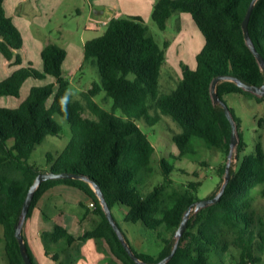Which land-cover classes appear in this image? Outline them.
Returning <instances> with one entry per match:
<instances>
[{
    "label": "trees",
    "instance_id": "trees-1",
    "mask_svg": "<svg viewBox=\"0 0 264 264\" xmlns=\"http://www.w3.org/2000/svg\"><path fill=\"white\" fill-rule=\"evenodd\" d=\"M4 2L0 0V52L7 63L18 65L8 77L0 79V224L4 227L7 261L26 264L16 229L29 189L43 171L88 176L101 186L112 210L116 205L127 208L125 220H140L158 231L165 229L164 234L158 232L164 243L159 255L139 252L131 244L143 260L165 258L172 251L175 232L189 205L200 200L201 183L197 180L177 183L172 176L175 165L165 157L160 161L164 180L145 193L139 182L144 179V170L153 169L155 146L137 123L138 119L153 125L163 116H170L180 127L173 132L180 157L197 154L198 140L208 148L219 149L224 157L217 166L220 182L209 197L219 191L226 175L232 122L221 103H215L212 82L219 74H230L248 83L264 84V69L243 30L252 0H157L152 15L161 28H166L174 12L188 11L206 40L197 55L196 67L185 65L179 83L166 93L160 90V78L167 44L161 45L150 33L141 15L114 16L104 33L84 43V58L94 60L102 82H94L81 99L74 98L71 80L65 75L63 64L68 52L64 46L57 43L43 46L42 71L32 61L23 64L20 50L25 48V39L7 14ZM249 31L264 56V0H258L253 8ZM47 75L53 76L54 81L33 85L17 106L6 105L9 97L22 95L25 80ZM102 89L113 98L112 109L95 99ZM235 92L264 101V96L245 90L236 81L225 80L218 85V93L227 103L226 95ZM229 107L240 136L238 159L230 168L231 179L220 201L191 214L177 252L166 264H264V214L255 204L256 188H260L264 197V114L258 117L262 132L254 150L245 153L249 143L242 131L243 120ZM87 111L93 116H86ZM57 114L70 123L72 137L61 152L50 154L49 167L44 168L29 158L48 135L62 133L63 125ZM59 183L77 187L90 197L94 205L90 203L84 216L91 218L93 225L79 235L62 222L55 223L52 230L42 231L46 255L57 261L68 259L74 244L81 252L79 240L98 238L117 258V264H139L108 220L95 188L82 178L43 180L32 199L25 226L40 198ZM81 205L86 207L82 201ZM90 208L97 216L90 215ZM24 238L37 264L25 229Z\"/></svg>",
    "mask_w": 264,
    "mask_h": 264
},
{
    "label": "rangeland",
    "instance_id": "rangeland-1",
    "mask_svg": "<svg viewBox=\"0 0 264 264\" xmlns=\"http://www.w3.org/2000/svg\"><path fill=\"white\" fill-rule=\"evenodd\" d=\"M23 9L21 17L16 19L14 25L21 31L26 39L28 51H22L24 64L33 62V66L42 71L41 53L36 49L35 41L38 39H52L55 43L66 47L68 57L64 61L65 75L71 80L70 90L74 98L81 99L83 92L88 91L94 82H102L100 72L93 59L85 60L84 43L89 39L101 35L106 31L111 19L106 14L97 13V9L104 6L111 9L115 16L141 15L148 24L150 33L164 46H166V63L161 69L160 90L162 93L170 92L179 83L183 76V67L195 68L197 55L206 44L205 36L199 29V25L188 11L174 12L168 19L166 28H161L153 18L152 12L157 0H17ZM41 1H45L42 4ZM22 4L20 5V3ZM8 14V12H7ZM9 15V14H8ZM4 57L0 52V68ZM1 72V69H0ZM4 78V77H3ZM0 78V79H3ZM54 81V77L47 75L43 78L31 77L26 80L22 87L20 97H9L5 100L7 106H17L24 95L30 93L33 85L47 84ZM95 99L107 109H112L113 98L107 96L102 89L96 94ZM226 99L243 120L242 131L248 146L245 153L254 150L258 137L261 134L258 117L264 114V101L259 102L238 92L229 93ZM121 113V109H117ZM86 116H93L87 111ZM58 121L63 125V131L59 135L50 134L36 146L30 162H36L49 167L50 154L61 152L72 137L70 123L63 115L57 114ZM147 132L155 146L153 155L152 171L142 172L144 179L139 182L145 193L153 190L154 186L164 180L160 161L167 157L175 168L172 176L177 183H185L197 180L201 183L199 188L200 199H206L216 188L220 177L217 166L224 160L219 149L206 147L205 142L198 140L195 144L197 154H187L180 157V149L173 139V132L179 131L180 127L170 116H163L159 122L153 125L147 124L144 119L137 122ZM264 143V142H263ZM234 159L233 164L236 163ZM203 162L207 163L204 164ZM184 170V171H183ZM257 208L264 214V197L260 188L255 189ZM81 201L86 207H82ZM90 205V197L81 189L59 183L50 188L37 203L30 217L29 223L37 230L30 245L37 264H117L118 260L109 251L104 249L102 241L98 238L79 240L81 252H78L74 244L70 247L68 259L57 261L46 255L39 231L52 230L55 223L62 222L74 232L84 234L91 227V219L85 218ZM94 207V206H92ZM127 208L116 205L113 208L116 219L121 229L129 237L130 243L139 251L159 255L164 243L158 236L165 229L148 228L139 220L137 222L125 220ZM90 215L97 216L90 208ZM83 213V214H82ZM81 224H84L81 226ZM93 225V224H92ZM164 234V232L162 233ZM4 227L0 224V264H10L5 256Z\"/></svg>",
    "mask_w": 264,
    "mask_h": 264
},
{
    "label": "water",
    "instance_id": "water-1",
    "mask_svg": "<svg viewBox=\"0 0 264 264\" xmlns=\"http://www.w3.org/2000/svg\"><path fill=\"white\" fill-rule=\"evenodd\" d=\"M258 0H252L250 7L247 10L244 22H243V30L245 33V37L247 40V43L249 44L251 50L254 52V54L256 55V57L258 58L259 62H260V67L262 69H264V56L260 53V51L257 49V46L253 40V38L250 35V31H249V27H250V19H251V14L253 11V8H255V5L257 3ZM225 80H233L236 81L240 87L244 88L245 90H249L252 91L256 94H259V96H264V84L260 85V84H252V83H248L242 79H240V77L235 76V75H230V74H224V75H217L211 85V94L213 96V99L215 101V103H221V105L224 107L226 115L228 116V118L231 120L232 122V140L230 143V151H229V157H228V163H226V175H225V179L224 182H222L221 187L219 189V191L213 196V197H208L206 199H200L199 201H195L194 203L190 204L188 209L185 212L184 218L180 223V226L177 228L176 232H175V241H174V246L172 248V251L165 257L162 258L160 261H146L141 259V257L139 256V254L135 251V249L132 247L131 243L128 241L127 236L125 235V233L123 232V230L120 227L119 222L116 219V216L113 213L112 208L110 207L108 201L106 200V196L101 188V186L95 181L92 180L90 177L88 176H84L83 174H77V173H70V172H53V171H47V172H41L38 174V176L35 178L33 184L31 185L28 195L24 200V204H23V210H22V214L20 216V219L18 221L17 224V229H16V236L19 239L20 245H21V250H22V256L26 262V264H34L32 258H31V254L29 252L28 246L26 244V240L24 238V226L26 223V219L30 210V206H31V202L33 197H35V193L36 190L38 189V187L40 186L41 182L50 178H55V177H63V178H82L83 180H87L89 181L93 187L95 188L97 194L99 195V199L101 201V204L107 214L108 220L110 221V223L113 225V227L115 228V230L118 232L119 236H120V240L122 241L123 245L125 246V248L127 249V251L130 253V255L132 256V258L138 262L139 264H166L168 262V260L170 258H173L174 255L177 252V249L179 247V242L180 239H182V236L187 228L188 225V220H190L191 214L194 211H199L202 207L214 203L216 201H220L226 186L228 184V182L231 179V172H230V168H231V164L233 163L234 159H238V151H237V145L238 143L240 144V136H239V132H238V128H237V121L235 116L233 115L228 103L226 101H224L221 97L220 94L218 93V85L220 82H223Z\"/></svg>",
    "mask_w": 264,
    "mask_h": 264
},
{
    "label": "crops",
    "instance_id": "crops-1",
    "mask_svg": "<svg viewBox=\"0 0 264 264\" xmlns=\"http://www.w3.org/2000/svg\"><path fill=\"white\" fill-rule=\"evenodd\" d=\"M23 2L24 1H26V0H22ZM28 1H31V0H28ZM42 2V4H45L46 2L45 1H41ZM18 4V1L17 0H6V2H4V6H5V9H6V12H8V14H9V16L10 17H12V19H13V22L15 23V25H16V22L15 21H17L16 19H23L22 17H21V13H22V11H23V9L21 8V7H19V6H16ZM22 4V2L20 3V5ZM96 12L97 13H103V14H106L107 16H108V18L109 19H112L114 16H115V12L114 11H112L111 9H107V7L106 6H104L103 8H101V9H97L96 10ZM137 15H139V14H137ZM25 39V38H24ZM24 43H25V48H23V49H21L20 50V52L22 53V51H25V52H27L28 51V46H27V44H26V39H25V41H24ZM48 44V43H55V41H53L52 39H49V40H47V39H37L36 41H35V45H36V49L38 50V52L39 53H41V57H42V48H43V46L45 45V44ZM66 48V47H65ZM67 50V49H66ZM67 52H68V50H67ZM2 54V53H1ZM4 57V56H3ZM24 57V56H23ZM68 57V56H67ZM42 59H43V57H42ZM31 61V60H30ZM44 61V60H43ZM43 61H42V64L40 63V68H41V66H42V68H43ZM29 62V61H28ZM33 63V62H32ZM23 64H24V62H23ZM2 65V67L0 68L1 69V72H0V78H5V77H8L13 71H14V69L15 68H17V66L18 65H14V64H12V63H7V61H5V58H4V62L1 64ZM26 81V80H25ZM24 81V82H25ZM24 84V83H23ZM22 87H23V85H22ZM91 203V202H90ZM83 214V213H82ZM84 215H81V217H79V222H80V218H82ZM88 218V217H87ZM89 219H91V218H89ZM30 220V219H29ZM29 220H28V222H27V224H26V226L24 227V229H25V237H26V239H27V241H28V243H29V245H30V240H33V236H34V234L36 233L37 235H38V232H37V230L36 229H34L33 227H32V223L30 222L29 223ZM81 223V222H80ZM84 224H81V226H83ZM91 226H92V220H91ZM90 228V227H89ZM89 228H87V229H89ZM70 229V228H69ZM71 230V229H70ZM72 231V230H71ZM41 232H42V230H40L39 231V235H41ZM72 232H74V231H72ZM74 233H76V232H74ZM77 235H79V234H81V232L79 233V232H77L76 233ZM30 239V240H29ZM103 243V245H104V249L106 250V246H105V244H104V242H102ZM30 247H31V245H30Z\"/></svg>",
    "mask_w": 264,
    "mask_h": 264
},
{
    "label": "built area",
    "instance_id": "built-area-1",
    "mask_svg": "<svg viewBox=\"0 0 264 264\" xmlns=\"http://www.w3.org/2000/svg\"><path fill=\"white\" fill-rule=\"evenodd\" d=\"M91 205H94V202H91Z\"/></svg>",
    "mask_w": 264,
    "mask_h": 264
}]
</instances>
